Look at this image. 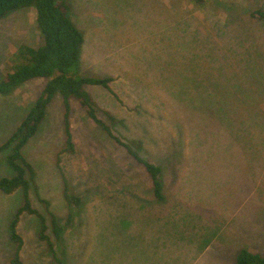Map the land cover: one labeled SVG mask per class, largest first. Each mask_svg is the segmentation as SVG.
I'll return each instance as SVG.
<instances>
[{
    "label": "rangeland",
    "instance_id": "374dc122",
    "mask_svg": "<svg viewBox=\"0 0 264 264\" xmlns=\"http://www.w3.org/2000/svg\"><path fill=\"white\" fill-rule=\"evenodd\" d=\"M68 2L84 37L80 74L111 78L118 99L100 85L84 89L113 134L161 168L164 200H155L143 166L75 99L74 151L64 150L56 92L22 154L34 169L31 207L51 237L48 211L61 224L68 216L64 189L82 200L63 233L64 264H234L241 248L264 256V18L250 16L264 11V2ZM21 43H43L33 7L0 18V80ZM44 84L34 78L0 93V145ZM253 135L261 140L251 146ZM5 156L0 152V178L13 175ZM22 204L21 189L0 191V264L14 256L9 223ZM39 223L36 215H20L21 261L56 264L38 237Z\"/></svg>",
    "mask_w": 264,
    "mask_h": 264
},
{
    "label": "trees",
    "instance_id": "16d2710c",
    "mask_svg": "<svg viewBox=\"0 0 264 264\" xmlns=\"http://www.w3.org/2000/svg\"><path fill=\"white\" fill-rule=\"evenodd\" d=\"M191 1L201 3L203 0ZM262 1L264 2V0ZM29 7L35 9L36 26L43 37V43L37 47L21 43L17 47L10 58L11 70H7L0 80V93H10L22 83L34 78L45 79V84L15 131L0 145V152L6 151L5 161L13 172L10 177L0 178V191L10 194L19 188L23 193V204L17 209L9 223V239L15 244V253L10 263L23 264L20 257L23 240L17 232V224L20 215L27 212L38 217L40 222L38 237L46 243L53 261L56 264H64L59 252V248L63 246V233L66 226L73 221V206L79 207L82 200L68 188L64 189V197L68 204V216L65 224H61L59 218L52 211H48L51 237L47 233L48 226L45 217L31 207L28 195L30 182L34 179V169L22 154V148L36 133L45 116L47 105L56 92L62 95L64 105V150L74 151L69 114L70 100L75 99L90 119L124 148L135 162L143 166L150 176L151 189L156 201L164 200L161 168L147 159L141 158L129 143L115 136L110 126L98 117L97 104L89 92L84 89V85H100L108 89L114 96L116 93L110 87L111 78L88 77L80 74V46L84 37L69 16L68 0H0V18L7 16L10 12ZM250 16L264 18V11L251 12ZM115 97L118 99L117 96ZM251 112L257 113L255 109L250 110L249 113ZM106 114L111 122L115 121L111 114L108 112ZM251 138L253 139L251 146H254V139L258 137L253 135ZM253 152L256 155L263 151L254 150ZM128 224L130 223L128 222ZM60 250L63 253V249ZM234 264H264V256L247 248H241L235 256Z\"/></svg>",
    "mask_w": 264,
    "mask_h": 264
},
{
    "label": "crops",
    "instance_id": "0c3cea01",
    "mask_svg": "<svg viewBox=\"0 0 264 264\" xmlns=\"http://www.w3.org/2000/svg\"><path fill=\"white\" fill-rule=\"evenodd\" d=\"M81 66V65H80Z\"/></svg>",
    "mask_w": 264,
    "mask_h": 264
}]
</instances>
